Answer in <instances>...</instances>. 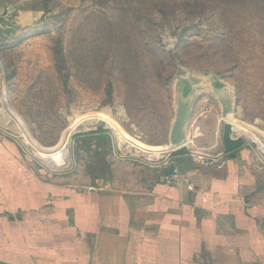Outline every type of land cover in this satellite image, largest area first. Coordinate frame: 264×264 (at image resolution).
<instances>
[{"label": "rangeland", "instance_id": "1", "mask_svg": "<svg viewBox=\"0 0 264 264\" xmlns=\"http://www.w3.org/2000/svg\"><path fill=\"white\" fill-rule=\"evenodd\" d=\"M21 12L33 15L38 63L12 91L22 122L7 114L38 168L72 170L88 157L75 136L98 129L111 132L119 156L161 162L178 89L206 96L217 85L233 95L234 136L264 166V0H0L1 43ZM208 98L203 110L219 111ZM222 123H204L211 153L223 151L212 133ZM190 139L184 145L197 152ZM57 152L64 165L50 163Z\"/></svg>", "mask_w": 264, "mask_h": 264}, {"label": "crops", "instance_id": "2", "mask_svg": "<svg viewBox=\"0 0 264 264\" xmlns=\"http://www.w3.org/2000/svg\"><path fill=\"white\" fill-rule=\"evenodd\" d=\"M32 20L19 13L16 31L0 42L11 107L13 88L27 84L38 63ZM1 87L0 264H264V166L247 144L223 155L205 139L207 120L224 121L215 93L229 90L195 93L185 134L197 152L158 163L119 156L111 132L98 129L75 136L87 158L47 171L15 140ZM208 96L219 111L203 110ZM212 133L222 140V131ZM174 168L176 187L164 182Z\"/></svg>", "mask_w": 264, "mask_h": 264}, {"label": "water", "instance_id": "3", "mask_svg": "<svg viewBox=\"0 0 264 264\" xmlns=\"http://www.w3.org/2000/svg\"><path fill=\"white\" fill-rule=\"evenodd\" d=\"M0 83H1V96L4 109L19 123L21 122L19 116L12 109L7 95V72L6 67L0 57ZM182 89H178L175 94V116L169 133L168 141V156L167 159L187 156L190 150L184 145L186 134L185 125L189 119L191 112V103L195 96V91L191 90L186 96H182ZM221 106V116L224 120L222 126V143L223 155H229L235 152L247 143L243 136L234 137V126L228 120L230 116L235 113L233 95L229 92L215 93ZM29 137V136H28Z\"/></svg>", "mask_w": 264, "mask_h": 264}, {"label": "built area", "instance_id": "4", "mask_svg": "<svg viewBox=\"0 0 264 264\" xmlns=\"http://www.w3.org/2000/svg\"><path fill=\"white\" fill-rule=\"evenodd\" d=\"M180 172L177 168H174L165 178L164 182L172 187H176L179 184Z\"/></svg>", "mask_w": 264, "mask_h": 264}, {"label": "bare ground", "instance_id": "5", "mask_svg": "<svg viewBox=\"0 0 264 264\" xmlns=\"http://www.w3.org/2000/svg\"><path fill=\"white\" fill-rule=\"evenodd\" d=\"M55 155H57V156L56 157H53L54 158L53 161L50 162L52 165L61 166V164H65L66 163L67 158H68L67 155H64L63 153H60V152H57Z\"/></svg>", "mask_w": 264, "mask_h": 264}]
</instances>
